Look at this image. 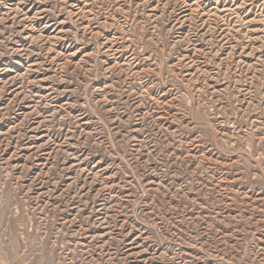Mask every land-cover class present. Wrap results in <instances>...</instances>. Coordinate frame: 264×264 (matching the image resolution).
Returning a JSON list of instances; mask_svg holds the SVG:
<instances>
[{
  "label": "rangeland",
  "instance_id": "374dc122",
  "mask_svg": "<svg viewBox=\"0 0 264 264\" xmlns=\"http://www.w3.org/2000/svg\"><path fill=\"white\" fill-rule=\"evenodd\" d=\"M0 264H264V0H0Z\"/></svg>",
  "mask_w": 264,
  "mask_h": 264
},
{
  "label": "bare ground",
  "instance_id": "6f19581e",
  "mask_svg": "<svg viewBox=\"0 0 264 264\" xmlns=\"http://www.w3.org/2000/svg\"><path fill=\"white\" fill-rule=\"evenodd\" d=\"M41 80V79H40ZM31 89V88H30ZM112 230V229H111Z\"/></svg>",
  "mask_w": 264,
  "mask_h": 264
}]
</instances>
